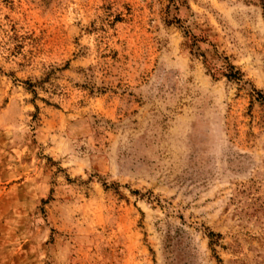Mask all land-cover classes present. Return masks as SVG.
I'll list each match as a JSON object with an SVG mask.
<instances>
[{"label": "rangeland", "instance_id": "1", "mask_svg": "<svg viewBox=\"0 0 264 264\" xmlns=\"http://www.w3.org/2000/svg\"><path fill=\"white\" fill-rule=\"evenodd\" d=\"M0 264H264V0H0Z\"/></svg>", "mask_w": 264, "mask_h": 264}, {"label": "trees", "instance_id": "2", "mask_svg": "<svg viewBox=\"0 0 264 264\" xmlns=\"http://www.w3.org/2000/svg\"><path fill=\"white\" fill-rule=\"evenodd\" d=\"M219 69L221 71V74L226 78V79H231V80H240L241 79V73L240 71L233 65L231 64L226 57H221V64L219 66ZM220 235L218 233H213L209 231L206 235V237L209 239L208 243L211 244L215 241L213 238H218Z\"/></svg>", "mask_w": 264, "mask_h": 264}]
</instances>
